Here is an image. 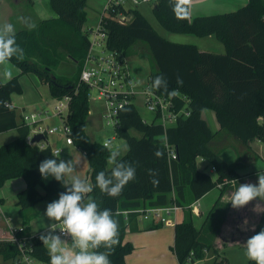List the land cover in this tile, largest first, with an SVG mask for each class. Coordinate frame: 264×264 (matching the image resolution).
<instances>
[{"label": "trees", "instance_id": "1", "mask_svg": "<svg viewBox=\"0 0 264 264\" xmlns=\"http://www.w3.org/2000/svg\"><path fill=\"white\" fill-rule=\"evenodd\" d=\"M152 1L154 15L165 30L200 38L214 36L224 45L225 52H203L194 44L163 38L138 8L114 6L110 17L105 19L107 48L128 55L137 42H145L153 62L150 84L158 75L166 77L169 92L155 91L169 96L175 90L178 107L189 112L188 117L165 129L153 121H145L134 103L121 109L116 133L126 141L128 150L120 159L136 167V179L115 197L99 188L89 194L102 209H111L119 221V243L110 256L111 264H127L126 257L134 251V245L126 241V233L141 230L138 214H130L126 219L118 211L174 203L185 213L184 219L175 225L172 250L178 264H193L203 259L207 251L214 250L228 205L219 199L200 229L195 226L192 205L225 179H234L236 169L212 147L218 132H213L204 119L205 110L215 113L219 133L227 132L244 144L254 140L264 142V0H248L236 11L193 19L189 15L177 18L169 0ZM49 3L56 16L41 20L31 30L17 32V42L24 48L25 56L23 60L13 59L12 63L21 74H35L49 87L53 99L72 96L65 122L71 126L74 145L88 160V174L94 185L98 172L110 171L107 162L110 148L92 141L85 131L90 91L80 83V75L90 48L89 34L84 31L88 0H49ZM119 13L130 19L120 23L114 19ZM69 60L75 66L74 74L57 75L55 70ZM177 76L183 79L182 86L177 85ZM22 93L20 75L5 83L0 80V134L18 131L15 140L0 146V187L10 179H25L27 187L18 194L17 201L24 212L43 200H58L66 188L54 178H42L39 172L43 160L60 158L50 147L41 149L27 142L30 128L21 121L11 102L13 94ZM166 142L174 147L175 159L169 158ZM157 149L164 153L163 158L154 155ZM199 159L216 168V179L199 169ZM149 169L158 173L155 177L158 183L152 182ZM162 226L157 223L150 229ZM261 229H264V211L253 235ZM23 232L18 233L20 238ZM30 245L34 259L49 264L42 241L34 239ZM20 254L17 244L0 240V257L5 261L17 264Z\"/></svg>", "mask_w": 264, "mask_h": 264}, {"label": "crops", "instance_id": "2", "mask_svg": "<svg viewBox=\"0 0 264 264\" xmlns=\"http://www.w3.org/2000/svg\"><path fill=\"white\" fill-rule=\"evenodd\" d=\"M23 1H26V5L23 3ZM100 1L102 4L100 7V12H98L99 13L98 18L95 22L96 26L98 25L100 18L104 13V8H105L104 3L106 0H95V2H97V6H100ZM40 2L41 0H0V23L9 22L15 24L17 32L24 29H29L24 24L19 23L17 18L23 16L26 17L31 24L36 25L37 23H39L41 20L44 19L42 18L41 15L42 11L40 12V10L38 9V5L40 4ZM90 2L91 1L88 0L87 8H86L87 16H88V7L90 6ZM149 3L153 4V1ZM247 3L248 0H191V12L189 16L190 19H193L195 17H200V16L224 14L225 12L229 13L236 11L238 8L245 6ZM125 7L126 9L138 8L141 11L140 5L134 6L131 0H127ZM141 13L145 16V14L142 11ZM85 25H84V31H86L87 33L88 31L90 32L92 29H94L93 26H90L87 29ZM204 38L216 39L214 36H208ZM194 45H196L200 49V51L203 52L210 51L206 47L202 48L197 44ZM222 46L225 50L223 44ZM219 51L222 50L220 49ZM218 53H223V52H218ZM17 75H20V82L23 87V93L13 94L11 97V102L12 105L16 108L21 121H22L23 113H26L31 108L36 109L40 107V110H49L50 107L53 106L51 105L49 107L50 101L48 99L43 98L38 93V90L43 86H46L49 90V87L43 84L39 80V78H37V80L34 79L31 82L33 84V89H34L32 93L27 91L25 88L26 83H28L26 74H21L19 68L15 66L13 69V77ZM0 80L4 83L7 82L2 76H0ZM35 90L39 95L36 94ZM18 98H20V100ZM92 98L93 97L90 92L89 94L90 114L88 116V119L91 118L92 116H95L94 115L95 113H97V116L95 117L98 118L100 107L103 108V115L105 113L104 103L100 100H97V98L96 100L93 101ZM137 102L146 111V109L143 106L142 98L139 97L135 99L134 104L136 105ZM43 103L44 104L47 103V107H48L47 109L41 108ZM206 111L208 110H205L203 112V117L208 122L212 131L215 133L218 132L216 138L220 137L222 134H225V132L219 133L220 126L219 123L217 122L215 113L211 111L212 113H209L207 117L205 115ZM139 113L141 114L140 111ZM148 114H149V118L152 117L151 113L148 112ZM103 115L101 117L102 119H103ZM141 116L144 119H147L142 114ZM211 122L213 123V127L211 125ZM60 123H61V119L57 117H53L47 121L48 126L59 125ZM230 136L233 145L231 147L228 145L226 146L225 149H224L225 145L221 146V148H218L219 150L216 151L219 152L221 156L236 169V176L234 177V179H232L233 182L228 184L225 189H223L224 187L221 188L217 187L213 189L212 191L207 193L205 196H203L201 199H199L192 205L193 219L195 226L198 229L202 227L208 214L214 208L216 202L219 199H220V203L228 205V209L226 210L225 213L226 220L222 224L220 234L215 240L214 250L207 251L203 259L198 260L193 264H214V263L250 264L251 262L250 260H248V258L245 255V243L248 238L253 236L256 227L261 219L262 213L264 211V201L256 199L249 202L246 206L240 209H234L231 205L230 200H231V193L235 191L236 188H238L239 184H243V183L257 184L258 175L264 174V142L260 140H254L253 142L244 144L239 140L235 139L232 135ZM17 137H18V131L15 129L1 133L0 146L15 140ZM223 138L227 139L228 136L224 135ZM48 140L51 147H55V148L58 147L60 148L59 143L61 142H63L66 146H75V145H67L65 139L57 135L50 136ZM75 147L79 149L77 146ZM199 163H202L205 167H210L211 174H216V172L212 171V167L209 166L207 162L199 159L198 164ZM66 180L68 181L67 178ZM87 181L90 182L89 174L87 177ZM26 187H27V183L25 179L22 177L10 179L6 181L3 186L0 187V203L2 206V214L0 215V234L6 237H8L9 231L15 228L19 230H24L26 236L37 235L43 231H46L47 226L52 223L47 221L46 218L44 217L45 216L44 213L47 205H43V204L50 203L48 200H43L38 204H36L34 207L31 208L32 211H30V209L24 212L20 210V207L18 206L17 203L18 194L21 193L23 190H25ZM184 216H185L184 210L181 209L173 214L172 218L175 220L174 226L163 225L160 228L150 229L152 225H155L157 223L141 221L139 224L141 228L140 231L131 232L128 230L126 233V241H129L134 245V251L126 257V263L127 264H178L176 255L174 254L172 247L174 246V242H175V225L181 222L184 219ZM61 238L69 239L68 237H62V236Z\"/></svg>", "mask_w": 264, "mask_h": 264}, {"label": "clouds", "instance_id": "3", "mask_svg": "<svg viewBox=\"0 0 264 264\" xmlns=\"http://www.w3.org/2000/svg\"><path fill=\"white\" fill-rule=\"evenodd\" d=\"M169 4L177 18H187L191 12V0H169ZM18 22L30 30L35 27L26 17H18ZM15 24L0 23V76L5 81L13 78L15 65L13 59L23 60L25 50L17 42ZM177 85H183V79L177 76ZM163 89L169 92L168 80L163 75L156 76L148 89L149 92ZM175 95V90L171 92ZM110 141L105 143L109 147ZM57 157L60 153L55 154ZM154 155L163 158L164 153L157 149ZM108 164L110 171H100L95 176V184L79 176L72 175L79 161L62 159H45L39 166V172L44 179L49 177L66 188L59 194L58 200L47 204L44 215L52 223L47 226V234L40 239L49 255V264H111L110 256L119 243V221L114 218L111 209L101 208L89 194L94 188L109 196H118L124 187L136 179V167L120 159V151L116 147L109 149ZM152 182L158 183L155 177L158 173L149 169ZM70 179L66 182L65 177ZM259 199L264 201V174L258 175V183L239 184L231 193V205L240 209L249 202ZM59 232L70 239H62ZM103 249V250H101ZM245 255L254 264H264V229L247 239Z\"/></svg>", "mask_w": 264, "mask_h": 264}, {"label": "built area", "instance_id": "4", "mask_svg": "<svg viewBox=\"0 0 264 264\" xmlns=\"http://www.w3.org/2000/svg\"><path fill=\"white\" fill-rule=\"evenodd\" d=\"M152 0H131L134 6L141 3H149ZM127 0H106L104 13L102 14L98 25L90 31V48L85 58L84 65L80 75V83L86 85L92 94L96 92L97 100H100L105 105V113L103 119L107 125L114 127L115 132L119 125V113L121 109L128 103H134L135 99L142 98L143 106L149 113L152 114L151 121L162 125L165 129L177 124L182 117H188L189 112L181 107L174 100V95L164 96L157 93L155 90L149 92L151 87L150 79L147 84L137 82L128 68L126 55L116 51H111L107 48V32L104 27V21L110 17L111 10L114 6L122 5L125 7ZM115 20L120 23H125L129 17L119 13L114 16ZM72 96H64L56 99L55 103L49 110H39L34 112H26L22 115V122L30 128V133L27 137V142L30 145H36L41 149L51 148L52 153H61L59 148L51 147L49 143L50 136H61L65 139L67 145H74L71 126L65 122L70 112ZM53 117L61 119L59 125H47V121ZM117 134V133H116ZM42 135L43 138L35 142L34 137ZM111 142L108 139L106 142ZM105 142V143H106ZM105 143L103 144L105 146ZM167 153L170 159L176 158L174 147L165 143ZM108 147V148H109ZM204 161L203 159H201ZM212 171L216 172V168L212 167ZM233 180L225 179L218 187L232 183ZM177 204H171L163 207L140 208L136 210L118 211L128 219L130 214H138L139 219L160 223L165 226H174L175 220L173 214L181 210ZM2 214V206L0 203V215ZM19 229H11L8 237H2L0 240H8L18 245L20 249V264H33L34 257L31 253V245L34 239H40L41 235H46L47 230L35 235L31 239H22L18 236ZM55 234L63 236L59 230ZM3 238V239H1ZM70 239V238H69ZM41 240V239H40ZM29 242V244H28ZM44 264V263H41Z\"/></svg>", "mask_w": 264, "mask_h": 264}, {"label": "rangeland", "instance_id": "5", "mask_svg": "<svg viewBox=\"0 0 264 264\" xmlns=\"http://www.w3.org/2000/svg\"><path fill=\"white\" fill-rule=\"evenodd\" d=\"M90 1L91 2H90V6L88 7V16H87V21H86V25H85L87 29L90 26H93L95 28V26H96L95 22L98 18V14H99L98 12H100V7L102 4L100 1V6H97V2H95V0H90ZM23 3L26 5V1H23ZM105 4H106V1H105L104 5ZM98 5H99V3H98ZM152 5H153L152 3H141L140 9L145 14L147 20L150 22V24L153 26V28L156 30V32L160 36H162L163 38H165L171 42H175V43L197 44L198 46H200L202 48H205V47L208 48V50H210L209 52H213V53H218V52L224 53L225 50L222 46V43L219 42L218 40L214 39V38L213 39H207V38H200L197 36L175 34V33H171L169 31L165 30L161 26V24L159 23L156 16L154 15ZM38 9L40 10V12L42 11L41 15H42V18H44V19H50V18H53L56 16L55 12L52 10V8L50 6L49 0H41L40 4L38 5ZM88 34L91 36V33L89 31H88ZM220 49L222 51H219ZM127 62H128L129 68L131 70L132 77L137 82H140L144 85L147 84V82H149L150 73L153 70V62H152V59L150 56V51H149L145 42L139 41V42H137V44H135L132 47V49L129 51V54L127 55ZM74 72H75V66H74L73 62H71L70 60L63 63L62 65L59 66V68L57 70H55V73L59 76H70L71 74H74ZM26 76L28 79V83H26L25 88L27 91L33 93L34 89H33V84L31 82L34 79L37 80L38 77L33 75V74H26ZM35 92L37 95L40 94L43 98L48 99L50 101L49 107L55 103V100L50 96L49 90L46 86H43L42 88H40L38 90L39 94L37 93L36 90H35ZM92 97H93L92 98L93 101L96 100V92L95 91H92ZM18 99L20 100V98H18ZM93 103H95V102H93ZM136 105H137L138 110L141 112V114L145 118H147L148 121H151L150 118H152V117L149 118L148 112H146L139 105L138 102ZM41 108L47 109L48 108L47 103L46 104L43 103ZM34 110L38 111V110H40V107L36 108V109L31 108L27 112H32ZM209 113H212V112L208 110L205 112V115L207 116ZM94 115L97 116V113H95ZM102 115H103V108L100 107L99 117L96 118L95 116H92L91 118L88 119V121L86 123V132L92 141H96L99 143H104L108 139H111L112 144L109 148H112V147L118 148L120 151V158H121L122 156H124L127 153L128 145L123 138H120L119 136H117L113 126L107 125L105 120L101 118ZM211 125L213 127L212 122H211ZM134 134H136V133H134ZM224 135L228 136V138L227 139L223 138ZM230 137L231 136L229 134H227V132H225V134H222L220 137L215 138L214 141L212 142V147L214 148V150H219L218 148H221V146H224V145H225L224 149L228 145L231 147L233 145V142H232ZM226 143H228V144H226ZM59 146H60V148L59 147L58 148L61 150V153L59 156L60 159L64 160L65 162H67L69 160H75V161L80 162L76 166V171L74 173H72V175H76V176L81 177L82 179L87 180L89 164H88V160H87L86 156L83 154V152L81 150L77 149L75 146H66L63 142L59 143ZM228 153H229V150H228ZM198 165H199L198 167L200 170H205L207 173H210V167H205L202 163H199ZM108 168H111V165L108 164ZM211 175L214 179H216V174H211ZM66 178L68 180L70 179V177H68V176H66ZM89 183L92 184L91 180ZM45 203H48V202H45ZM43 205H47V204H43ZM30 211H32V210L30 209ZM44 217L46 218L47 221H49L46 216H44ZM141 221L151 222V221H145V220H141ZM49 222H51V221H49ZM21 231H23V230H21ZM25 234L26 233L23 232V235H21L22 239L28 240V239H31L32 237L35 236V235L26 236ZM2 237H5V236H2ZM1 239H3V238H1ZM32 261H33V264H41V262L36 260V259H33ZM0 264H14V263L12 261H5L2 257H0ZM17 264H20V263H17Z\"/></svg>", "mask_w": 264, "mask_h": 264}, {"label": "water", "instance_id": "6", "mask_svg": "<svg viewBox=\"0 0 264 264\" xmlns=\"http://www.w3.org/2000/svg\"><path fill=\"white\" fill-rule=\"evenodd\" d=\"M42 138H43L42 135H36V136L34 137V141H35V142H38V141H40Z\"/></svg>", "mask_w": 264, "mask_h": 264}]
</instances>
